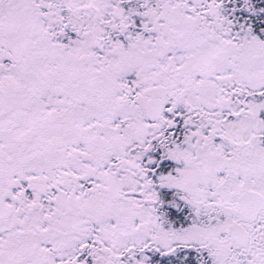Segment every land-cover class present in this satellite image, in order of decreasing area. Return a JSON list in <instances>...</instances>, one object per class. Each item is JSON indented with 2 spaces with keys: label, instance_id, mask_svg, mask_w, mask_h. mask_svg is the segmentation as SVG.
<instances>
[{
  "label": "snow or ice",
  "instance_id": "obj_1",
  "mask_svg": "<svg viewBox=\"0 0 264 264\" xmlns=\"http://www.w3.org/2000/svg\"><path fill=\"white\" fill-rule=\"evenodd\" d=\"M0 264H264V0H0Z\"/></svg>",
  "mask_w": 264,
  "mask_h": 264
}]
</instances>
